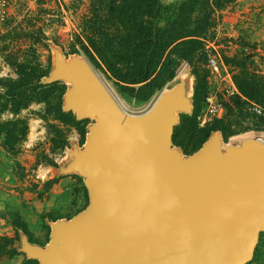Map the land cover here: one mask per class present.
<instances>
[{
    "label": "water",
    "instance_id": "1",
    "mask_svg": "<svg viewBox=\"0 0 264 264\" xmlns=\"http://www.w3.org/2000/svg\"><path fill=\"white\" fill-rule=\"evenodd\" d=\"M72 80L68 111L94 124L71 169L89 203L56 224L41 264H246L264 231V142L184 160L171 143L173 117L189 110L172 92L144 114H126L91 64L62 62L48 83Z\"/></svg>",
    "mask_w": 264,
    "mask_h": 264
},
{
    "label": "trees",
    "instance_id": "2",
    "mask_svg": "<svg viewBox=\"0 0 264 264\" xmlns=\"http://www.w3.org/2000/svg\"><path fill=\"white\" fill-rule=\"evenodd\" d=\"M4 1L9 8V0ZM232 1L181 0L163 5L160 0H87L86 15L62 49L67 55L83 56L112 79L121 94L138 104L147 102L171 81L182 62L188 63L195 76L193 109L191 114L179 115L171 143L191 156L213 133H220L226 141L240 131L264 127V118L248 114L252 104L264 108V77L250 70L253 55L245 53L242 58L226 59L234 66L232 78L237 89V94L229 97L226 110L239 122L249 117L252 123L244 127L230 115L229 119H214L199 126L196 119L205 102L204 97L202 104L198 103L201 81L208 76L204 68L208 60L206 43L214 39L215 14ZM50 3L61 5L60 0H37V10L18 8L0 13V71L7 70L0 76V147L8 155L17 156L27 138L29 120L22 113L32 106H42L36 115L54 130L51 141L60 153L67 147V139L60 125L52 122L71 128L83 121L63 110V81H44L51 73L49 42L58 44L56 36L48 32L64 23ZM39 49L47 52L44 63ZM39 161L48 160L42 156ZM9 223L17 238L21 232L33 244L19 216ZM0 240L4 244L11 241L6 237ZM8 253L6 245H0V256Z\"/></svg>",
    "mask_w": 264,
    "mask_h": 264
},
{
    "label": "rangeland",
    "instance_id": "3",
    "mask_svg": "<svg viewBox=\"0 0 264 264\" xmlns=\"http://www.w3.org/2000/svg\"><path fill=\"white\" fill-rule=\"evenodd\" d=\"M60 1L61 5L58 7L50 3L52 10L56 11V16H61L62 22H64L52 33L48 32L52 37L54 34L58 40V44L49 42L51 72L54 55L63 59L80 57L67 55V50H63L62 47L64 48L68 40L70 41L71 33L76 31L80 20L86 15L88 9L87 0ZM160 1L163 5H172L181 0ZM36 2L37 0H9L10 7L6 8V2L0 0V13L3 14L8 10L11 13L18 8L37 10ZM215 19L214 39L206 43L205 49L208 51V60L214 59L221 71L220 75L212 74L207 60L204 68L208 71V76L204 81H201L200 86H203V90L200 91L198 103L201 105L207 94L214 93L223 105V113L218 119H229L231 115L234 122H239L226 110V105H230L229 97L237 94L232 78L234 66L227 60L229 61L233 57L242 58V53L252 54L251 64L250 61L248 62L250 70L264 77V0H233L215 14ZM39 53L40 60L44 63L47 52L39 49ZM80 58L85 59L83 56ZM91 66L118 106L126 114L132 116L146 113L163 92V94L172 93L181 77L184 76L187 81L192 82V92L184 99L188 102L189 110H177L174 113L175 122L171 126L172 129L179 123L180 114H191L192 112L195 76L193 69L186 62L180 64L171 81L142 104L121 94L112 79L92 64ZM6 73L7 70L3 69L0 71V76H4ZM48 80L49 78L44 81L48 82ZM63 83L66 86V95L71 87L68 83L64 81ZM65 95L63 110L67 112L64 102ZM250 106L248 114L254 113L252 107L257 106L263 114L254 113L255 116L264 118V108L255 104ZM42 109V106H32L22 113V116L29 120V131L17 156L8 155L0 147V239L4 237L11 239L7 244L0 240V245H6V250L9 252L0 256V264H41L39 258L30 256L26 247L31 246L45 252L52 240L55 225L69 224L74 216L84 212L89 203L87 190L84 186L85 177L78 169H71V166L76 157L81 156L84 152L89 139V130L94 121L91 118H78L76 113L71 111L79 121L83 120L79 126L69 128L58 122H52V124L60 125L64 131L62 133L67 139L68 145L60 153L57 152L51 141L55 138L54 130H49L46 123L36 115ZM239 123L245 127L249 126L252 120L247 117ZM82 130L85 132L84 135H82ZM233 137H246L249 140L259 138L264 142V127L261 130L240 131L226 141L220 133H213L202 148L206 147L209 142H218L225 149ZM173 149L179 157L184 160L188 159L189 156L184 155L179 148L173 147ZM42 156H46L48 161H39ZM50 162L54 165H50ZM47 169L49 172H46ZM16 216H19L27 225L33 244H30L28 238L21 232L19 238L15 236L14 229L9 222ZM246 264H264V231L258 233L252 259Z\"/></svg>",
    "mask_w": 264,
    "mask_h": 264
},
{
    "label": "bare ground",
    "instance_id": "4",
    "mask_svg": "<svg viewBox=\"0 0 264 264\" xmlns=\"http://www.w3.org/2000/svg\"><path fill=\"white\" fill-rule=\"evenodd\" d=\"M60 62H62L64 64V66H69L73 62H82V58H80V57H70V58H67V59H63V58H59L57 55H54L53 56V69H52V72L58 68V64ZM62 81L68 83L69 86L71 87V89L65 95V99H64L65 108H66L68 106L67 97H68V95L71 94V92L75 88V86H74L72 80H66L64 78V79H62ZM191 83H192L191 81H187L185 79V77L183 76V77H181L180 82L177 83L178 85H176L175 89L173 88L174 90L173 89L172 90H173L174 93H176L180 97L181 100H184L185 97H188L191 94V92H192V84ZM163 93L161 95L162 97L166 95V94H163ZM250 140H259V141H261V139H259V138L250 139ZM250 140L247 139L246 137H233V138H231L229 140V142L227 144V147L225 149H223L218 142H209V144L205 148H207L209 150V152H211V153L218 154L220 156H224L225 157L227 155L229 149H236V150L242 149L243 147H245L247 145V142L250 141ZM55 233H56V230L54 228V231L52 233V239L54 238Z\"/></svg>",
    "mask_w": 264,
    "mask_h": 264
},
{
    "label": "built area",
    "instance_id": "5",
    "mask_svg": "<svg viewBox=\"0 0 264 264\" xmlns=\"http://www.w3.org/2000/svg\"><path fill=\"white\" fill-rule=\"evenodd\" d=\"M208 66L212 74L220 75V66L214 59L210 58L208 60ZM204 101V108L196 118L199 126H204L212 120L218 119L223 113V105L214 93L207 94ZM252 111L258 115L263 114L262 110L257 106L252 107ZM46 172H49V169Z\"/></svg>",
    "mask_w": 264,
    "mask_h": 264
}]
</instances>
